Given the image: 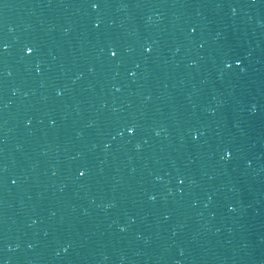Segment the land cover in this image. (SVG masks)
<instances>
[{"label": "water", "instance_id": "water-1", "mask_svg": "<svg viewBox=\"0 0 264 264\" xmlns=\"http://www.w3.org/2000/svg\"><path fill=\"white\" fill-rule=\"evenodd\" d=\"M0 264H264V0H0Z\"/></svg>", "mask_w": 264, "mask_h": 264}, {"label": "snow or ice", "instance_id": "snow-or-ice-1", "mask_svg": "<svg viewBox=\"0 0 264 264\" xmlns=\"http://www.w3.org/2000/svg\"><path fill=\"white\" fill-rule=\"evenodd\" d=\"M89 3H90V5H91V7H92L93 9H97L98 7H100V0H89ZM97 27H99V25H97ZM147 50H148L149 52L151 51L150 48L147 49ZM26 51H27L28 54H32V53L34 52V49H32L31 47H29ZM117 55H118V52H117V51H115V50L111 51V56H112L113 58H115ZM127 131H128V133H129V135H134V134H135V128H134V127H129V128L127 129ZM224 158H225V159H229V158H230V153H226ZM79 175H80L81 177H83V176L86 175V172H85V171H80V172H79ZM181 183H183V181H181Z\"/></svg>", "mask_w": 264, "mask_h": 264}]
</instances>
